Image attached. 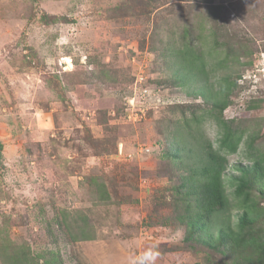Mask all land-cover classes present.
Returning a JSON list of instances; mask_svg holds the SVG:
<instances>
[{
  "label": "rangeland",
  "instance_id": "374dc122",
  "mask_svg": "<svg viewBox=\"0 0 264 264\" xmlns=\"http://www.w3.org/2000/svg\"><path fill=\"white\" fill-rule=\"evenodd\" d=\"M199 22L207 66L224 57L209 52L211 31L240 64L224 117L264 119V103L244 110L264 99V0H0V264L21 246L59 251L64 264L203 262L157 207L165 141L200 103L162 53ZM201 127L215 138L212 123ZM63 213L85 214L95 239L71 242Z\"/></svg>",
  "mask_w": 264,
  "mask_h": 264
},
{
  "label": "trees",
  "instance_id": "16d2710c",
  "mask_svg": "<svg viewBox=\"0 0 264 264\" xmlns=\"http://www.w3.org/2000/svg\"><path fill=\"white\" fill-rule=\"evenodd\" d=\"M198 24L201 28L196 37L189 36L184 28L181 46L171 43L162 53L166 67L174 73L176 86L193 93L200 103L181 112L165 141L161 159L165 161L168 184L157 207L171 212L166 221L183 230L184 251H205L203 262L194 264H264V119L236 122V118L224 117L236 86L231 79L232 67L240 64L229 48L221 51L225 44L211 31L208 50L224 53V57L208 67L206 53L200 49L205 26ZM217 73L220 77L212 79ZM263 103L262 98L253 100L244 110L255 111ZM202 123L216 127L213 140L203 132ZM239 150L243 161L230 164L228 157ZM94 192L101 201L110 203L106 184L94 183ZM60 226L73 243L95 239L85 214L74 220L63 213ZM36 255L27 246L12 248L5 262L40 264V258L41 264H64L59 251Z\"/></svg>",
  "mask_w": 264,
  "mask_h": 264
},
{
  "label": "clouds",
  "instance_id": "9594fccd",
  "mask_svg": "<svg viewBox=\"0 0 264 264\" xmlns=\"http://www.w3.org/2000/svg\"><path fill=\"white\" fill-rule=\"evenodd\" d=\"M262 70H263V74H262V76L264 75V67L262 68ZM263 78H264V76H263Z\"/></svg>",
  "mask_w": 264,
  "mask_h": 264
}]
</instances>
